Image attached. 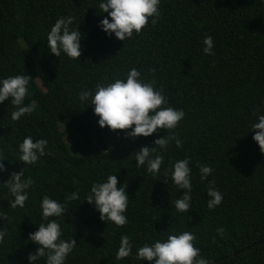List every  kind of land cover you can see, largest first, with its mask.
<instances>
[{"label":"trees","instance_id":"16d2710c","mask_svg":"<svg viewBox=\"0 0 264 264\" xmlns=\"http://www.w3.org/2000/svg\"><path fill=\"white\" fill-rule=\"evenodd\" d=\"M98 5L99 0H0V77L29 75L25 103L34 108L14 121L13 106L0 104V183L24 167L17 155L24 137L48 141L46 154L23 169L34 181L23 207H11L13 197L0 185V229L6 232L0 264H27L36 251L29 236L42 222L44 196L64 204L62 238L77 243L66 264H143L135 259L137 246L182 231L194 233V245L211 264H264V152L249 132L264 115V0H160L156 24L150 19L124 42L99 29L107 13ZM66 16L75 17L72 27L82 34L78 59L56 57L45 41L56 19ZM205 36L214 41L211 55L202 51ZM133 67L163 89L168 106L185 112L173 130L182 145L162 153L157 175L137 168L134 152L154 147L168 130L126 139L123 131L100 128L94 106L78 101L82 89L124 78ZM60 123L78 134L73 143L66 142ZM185 157L192 201L180 213L173 202L186 190L179 193L172 183L170 162ZM201 164L213 169L204 181ZM109 174L127 186L123 227L104 223L84 202L91 185ZM209 181L223 195L214 209L207 207ZM73 191L79 200L66 199ZM122 235L133 251L117 260Z\"/></svg>","mask_w":264,"mask_h":264},{"label":"clouds","instance_id":"9594fccd","mask_svg":"<svg viewBox=\"0 0 264 264\" xmlns=\"http://www.w3.org/2000/svg\"><path fill=\"white\" fill-rule=\"evenodd\" d=\"M99 9L107 16L100 20L99 29L109 38L113 36L119 41L132 39L139 35L148 25H155L160 17V0H99ZM110 18V19H109ZM74 16L59 17L46 35L49 52L56 57L64 54L70 59H78L82 52V34L79 28L72 27ZM203 53L211 55L214 41L211 36L203 39ZM29 75L16 74L0 77V104L8 101L13 106L11 119L20 120L33 112L31 103L26 104ZM78 101L82 105L94 106V115L98 117L100 128L107 127L110 131H123L125 138L149 137L161 129L168 130L166 135L154 140V147L142 146L134 152L135 166L143 167L148 174L157 175L164 164V151L174 144L182 145L181 139L173 131L184 118L183 109L168 106L163 89L155 86V81L145 82L141 72L135 67L129 69L124 78H114L112 82L97 83L92 89H82L78 93ZM86 108V107H85ZM252 139L264 152V115H258L251 124ZM48 141L44 138L33 139L24 137L17 145L18 160L27 165H34L40 157L46 154ZM171 163V181L180 190L173 202L180 213L188 212L192 201V169L190 159L185 157ZM24 167L19 172L10 174L9 179L0 183L7 188L13 199L11 207H23L29 199V189L34 181L25 177ZM201 181L207 180L213 169L207 164L198 166ZM167 171V169H166ZM5 167L0 162V173ZM126 184L118 186L117 174H109L106 180L93 183L84 198V202L92 205L99 213L101 221L114 223L123 227L128 223L125 215L129 195ZM207 207L214 209L221 204L223 195L209 181L207 189ZM68 200H79L77 191L66 197ZM41 220L37 230L30 234L29 239L38 247L27 256V264H66L76 247L74 238L63 239L59 218L65 213L64 204L49 196H44L40 202ZM6 232L0 229V242ZM195 235L190 231L179 234H168L166 239H156L136 247L135 259L143 264H211V261L200 255V249L194 245ZM133 244L127 235H122L116 252V259L121 260L132 255ZM44 258V259H42Z\"/></svg>","mask_w":264,"mask_h":264},{"label":"rangeland","instance_id":"374dc122","mask_svg":"<svg viewBox=\"0 0 264 264\" xmlns=\"http://www.w3.org/2000/svg\"><path fill=\"white\" fill-rule=\"evenodd\" d=\"M22 43H23V41H21ZM60 128H61V130L62 131H64V133H65V139H66V142L67 143H73L74 142V140H75V138H77L78 137V134L77 133H70V132H68L67 130H66V128H65V126H64V124L63 123H60Z\"/></svg>","mask_w":264,"mask_h":264}]
</instances>
